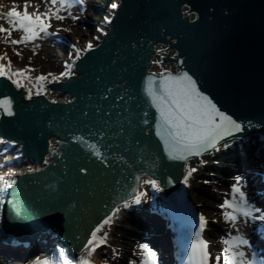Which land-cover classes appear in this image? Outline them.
<instances>
[{
  "label": "water",
  "instance_id": "water-1",
  "mask_svg": "<svg viewBox=\"0 0 264 264\" xmlns=\"http://www.w3.org/2000/svg\"><path fill=\"white\" fill-rule=\"evenodd\" d=\"M107 27L73 62L72 74L47 83L62 101L29 96L0 77V100H9L13 113L0 108V138L20 145L21 162L45 167L16 174L2 227L22 236L53 232L70 258L133 196L140 174H150L165 196L186 161L200 156L169 157L149 87L159 95L162 80L187 74L201 96L242 124L232 136L264 135V0H120ZM159 42L177 50L175 59L162 57L176 62L175 73L149 70Z\"/></svg>",
  "mask_w": 264,
  "mask_h": 264
},
{
  "label": "snow or ice",
  "instance_id": "snow-or-ice-1",
  "mask_svg": "<svg viewBox=\"0 0 264 264\" xmlns=\"http://www.w3.org/2000/svg\"><path fill=\"white\" fill-rule=\"evenodd\" d=\"M53 4L57 3V0H52ZM83 3V0H80ZM3 0H0V8H3ZM29 5H24V10L18 11L15 6L12 10L5 12L0 11V20H6L7 23L12 26L10 29H6L0 26V33H6L5 43L8 42L9 37L12 35V31H22L24 35L19 39H11L12 45L24 44L31 42L40 37L41 33L48 35V28L51 24L46 21H50L54 15L57 20H63L57 13L45 11L40 13L28 12ZM115 7V5H113ZM89 49L92 45L87 46ZM79 52V50H77ZM16 55H20L19 52ZM5 57L0 56V60ZM10 69V62L8 64ZM28 69L20 72H10L6 70L4 64H0V77H7L12 80L17 87H21L20 77L27 79L26 72ZM67 76L69 73H63ZM163 76L164 74L161 73ZM16 76L17 79H12ZM37 82L47 79L45 76L37 77ZM161 94L157 95L151 87L148 88V94L152 97L153 103L157 106L160 112V118L165 126L167 136L164 137L165 145L169 148V157L176 160H187L190 156L201 155L203 152L215 148L220 140L225 137L232 136L234 133H239L243 130L241 123L236 122L231 117L224 115L218 111L216 106L208 100L207 97L201 96L197 91L194 81L185 74L182 77L174 78L170 75L160 82ZM42 90V89H41ZM39 94V92L37 93ZM0 108H2L8 115H12L11 102L7 99L0 100ZM219 120V122H217ZM159 135V131L157 132ZM95 149V145L91 146ZM96 155L100 153L97 150ZM31 171V169H30ZM196 169L192 168L188 170L187 176L184 182L187 183L188 177L195 172ZM4 176L0 175V192L3 191L2 182ZM15 183V181H12ZM145 183L151 184L153 187H158L155 180L146 181ZM239 178L236 181V185L232 187L233 199L231 201L225 200L223 205L224 209H231V211L224 212V219L226 222H230L233 227L236 226L238 217L244 218H256L253 216L254 212H260V209H253L246 201L244 193L241 191ZM239 195L240 199H236V195ZM145 196V193L141 192L134 198L135 203H140L141 199ZM0 204H3V200L0 199ZM130 205L125 203L123 207L127 208ZM119 211V208L116 209ZM115 215V213H113ZM200 228L196 233L197 239L192 243V257L195 259L196 264H209L210 254L208 252V245L203 239H201V233L207 225V221L203 216L200 218ZM260 220H264V214L259 216ZM112 218L105 219L92 233L91 239L88 241V247L85 249L86 258L82 259L81 264H91V257L96 252L97 248L106 242L107 236L98 237L97 233H100L105 225L111 223ZM227 247L225 253L228 255L225 257L226 264H244L243 251H239L242 245H247L248 241L241 236H232L222 241ZM143 251L146 253V259L143 264H155L156 254L152 252L147 246H142ZM63 256V252H61ZM216 264L220 262V256L216 258ZM64 264H68L65 260Z\"/></svg>",
  "mask_w": 264,
  "mask_h": 264
},
{
  "label": "rangeland",
  "instance_id": "rangeland-1",
  "mask_svg": "<svg viewBox=\"0 0 264 264\" xmlns=\"http://www.w3.org/2000/svg\"><path fill=\"white\" fill-rule=\"evenodd\" d=\"M118 0H93L92 3L102 5L104 8V13L110 16L112 12L110 9L106 8L108 5L116 4ZM93 5V4H92ZM91 9H87L85 14H76L75 19L72 21H59L54 22L56 24V31L59 32L63 37H66L67 43L61 45V47H53L52 53L49 54V58H39V54H31L26 57L22 55L17 49L6 47V43L1 47L4 50L5 54L10 53L14 57V63L18 66L23 65L22 67L30 70L32 74H43L44 76H55L59 73V70L63 69V66L71 65L73 57L78 51L74 54L76 50L84 49L87 43L95 42V36L98 39L102 36V33H99L95 24H92L95 21L99 23V27H102V18H100L101 9L99 6H93ZM77 22V23H76ZM2 43L0 44V46ZM74 45V46H73ZM51 47V48H52ZM76 47V49L74 48ZM8 50H7V49ZM19 52L21 55H16ZM64 62H67V65H64ZM23 63V64H22ZM26 63V64H25ZM25 64V65H24ZM29 65V66H28ZM62 71V70H61ZM259 162H264V158L260 159ZM222 172L213 173L212 177H203L208 181V184H199L198 190H192L191 199H193L194 204H197V208L200 212L205 214L207 217V233L205 237L209 241V246L211 251L215 255L214 258L220 256V262L225 264L226 259H223L221 253L225 251V244L223 245V238H225L230 232L231 224L226 222L223 219V215L219 208L221 198H223L224 193L227 191V187L224 185L226 182L232 183L237 181L234 175H228L227 181L222 177ZM222 177V178H221ZM196 180H193V183ZM197 189V188H196ZM129 220H124L119 222L115 228H112L107 237H108V248L107 252L109 253V258L104 259L103 255H98L97 258L101 259L102 264H131L137 257L141 248L138 247L137 242H135V236L127 228L130 226ZM228 225V226H227ZM230 225V226H229ZM139 251V252H138ZM29 257H26L28 260ZM11 261H8V263ZM216 262V261H215Z\"/></svg>",
  "mask_w": 264,
  "mask_h": 264
},
{
  "label": "bare ground",
  "instance_id": "bare-ground-1",
  "mask_svg": "<svg viewBox=\"0 0 264 264\" xmlns=\"http://www.w3.org/2000/svg\"><path fill=\"white\" fill-rule=\"evenodd\" d=\"M26 3L29 5V7H28L27 10L30 11V13L36 12L37 10L40 13H44L45 11H50L52 13H56L55 11H57L56 5L53 4L51 2V0H46V1L45 0H3L4 7L3 8H0V11L6 13L7 11L12 10L13 6H15L18 11H21L22 12L24 10V5ZM87 9H91V7L89 5L86 6L85 9H84V11L82 13H80V12L79 13L80 14H83V13L85 14L87 12ZM58 13H60V16L65 17V19H63V21L65 20V21H68V22L69 21H72L73 22V19L76 18L75 15L77 14L76 11H73L72 13H70V11H67L66 12L65 10H63V12H61V11L59 12L58 11ZM54 21L59 22L61 20H57L54 15L51 17L50 23H51L52 28H54V30H55L56 24L54 23ZM0 26L4 27L6 29H10L12 27V26H10L7 23L6 20H1L0 21ZM104 30H107V29L106 28H103V31ZM6 35H7L6 33H0V43H2V45L0 46V50L2 49L1 47L4 45L3 41H5ZM22 35H24V33L22 31H12L11 37H9L7 39L8 40H11V39H17V40H19L22 37ZM93 43L95 44V42H93ZM93 43L90 42L89 44H93ZM7 47H9V49L10 48L17 49L22 55H25L26 57L31 56V55H29V53H31V54H33V53L34 54L35 53L36 54H39V58H42V59L49 58L48 56H49L50 53H52V49H53V47L51 48V45H50V43L47 42V40L45 41V40L40 39V38L35 39V40H33L31 42H28V43L18 44V45H12L9 42V45ZM86 47H87V45L85 46L84 49L79 50L78 54H81L82 52L86 51ZM2 52H0V56H2L1 55ZM76 52H77V50L74 52V54ZM6 55H8L10 57V59H12L14 61V57H12V55L10 53H8ZM75 58H77V55L76 54H75ZM0 64H4L6 70H9L12 73L26 70V69H23V67H22L23 65H20V64L18 66L16 64L10 65V69H8V64L5 62L4 59L3 60H0ZM64 69H65V67L63 69H61L63 71L59 70V72H63V73H65V71L67 72V70L64 71ZM73 71L74 70H71L70 74H72ZM26 76L28 77L27 79H25L24 77H20L19 78L20 79V83L22 84L24 90H28L31 94H37L38 92L41 93V94L43 93L46 97H48L51 100H55V101H62V100H64V96L63 95L56 94L54 91H51L50 92L49 87L47 86V83H51V82H55V81H60L62 78L64 79L65 76H63V75L62 76L55 75V76H50V77L48 76L46 80L40 81L39 83L37 82V79L36 78L37 77H40V76H38L37 74L34 75L31 72L27 71L26 72ZM12 79L13 80L14 79H17V77L16 76H13ZM50 141L52 142V144H54V139L53 138H51ZM19 146L20 145L16 146L17 147V150H12L13 152L10 151L8 154L0 155V163L5 162V161H10L11 159H14L16 156H19V153L21 151V149L19 148ZM193 163H194V160H192V159L189 160V161H187L186 162L185 170L187 171L188 166H190ZM43 167L44 166L41 163H35L34 164L33 162H30V161L27 162V161H25V163L23 162V164H21L20 166H15V167L14 166H10V167H6V168H1L0 169V174L2 173L6 177L7 176L12 177V176H16V174H21V173H26V172H30V173L31 172H35V171L40 170ZM30 169H31V171H30ZM147 176L148 175L146 173H144V172H143V174L140 175V177H139V183H138L139 186H138V189H136L134 195H136L137 193L140 192V189L142 188L143 183L146 180L145 178H148ZM242 185H244L243 184V180L240 181V184L238 186H242ZM226 197H228V196H226ZM219 204H220V202H219ZM117 208H119V211L118 212L116 211ZM121 208H122V204H118L116 206V208L113 209V211L111 213V218H112L111 223H113L114 218H116L115 216L118 215V213L120 212ZM224 210L230 212V210H228V209H224ZM113 213H115V215H113ZM102 223L103 222H101L100 224H102ZM111 223L109 225H111ZM109 225H105L104 228L102 229V231L100 233H97V236L98 237H103L105 235V231L109 228ZM98 226H96L95 229ZM230 228L232 229L231 230V234L232 235H230L228 238H230L232 236H238V233L237 234H233V232H236L237 231V230L235 231V229H234L235 227H233L231 225ZM35 234H36V237L37 236H38V238L41 237L40 236L41 234L39 232H37ZM43 235L45 236V232L42 233V236ZM90 239H91V237H90ZM50 241L51 242H48V245L47 246H51L52 245L51 243L53 241H55V239L52 237V240H50ZM43 251L44 250H39L38 253L41 254V255H43ZM4 253L5 252H3V255L6 254V253L5 254ZM0 254H1V250H0ZM98 255H100V253H98ZM98 255H97V257H98ZM18 262L19 261H17V260H15V261L14 260H11V262H9L8 264H16ZM97 262L101 263V259L98 258L97 259Z\"/></svg>",
  "mask_w": 264,
  "mask_h": 264
}]
</instances>
